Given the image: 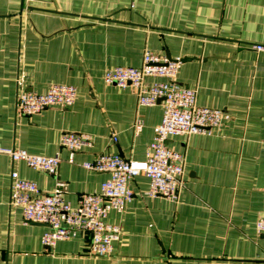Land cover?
<instances>
[{"label":"crops","instance_id":"0c3cea01","mask_svg":"<svg viewBox=\"0 0 264 264\" xmlns=\"http://www.w3.org/2000/svg\"><path fill=\"white\" fill-rule=\"evenodd\" d=\"M255 45H264V0H0V147L63 158L50 175L0 151V264H264V50ZM146 49L181 57L178 81L231 118L211 134L167 140L186 155L178 201L148 195L144 174L131 179L132 201L107 217L121 227L111 254L92 253L87 233L44 245L48 225L10 203L13 171L46 193L62 182L77 206L109 177L84 161L105 152L144 159L164 107L140 105L133 87L104 73L141 66ZM56 83L77 87L71 107L17 114L19 92ZM65 132L93 137L74 162Z\"/></svg>","mask_w":264,"mask_h":264},{"label":"built area","instance_id":"2783aa9c","mask_svg":"<svg viewBox=\"0 0 264 264\" xmlns=\"http://www.w3.org/2000/svg\"><path fill=\"white\" fill-rule=\"evenodd\" d=\"M255 48L264 50V45H255ZM181 63V57L170 58L146 49L141 66H116L105 71L107 83L133 87L140 105L151 106L161 102L163 117L144 159H128L119 153L105 152L82 163L87 169L108 173L109 177L102 182L99 191L83 194L77 206L65 199L62 182L54 191L46 193L35 181L21 177L17 170L13 171L10 203L22 208L26 221L48 225L42 236L44 245L53 248L61 239L87 233L92 253L111 254L115 242L120 239L121 227L108 222L107 217L111 211H123L132 201L134 193L129 183L140 174L150 180L148 195H162L178 201L185 186L186 155L171 149L167 140L171 136L211 134L231 118L223 109L198 103L197 89L184 87L177 79ZM151 77L163 80L150 81ZM76 98L77 87L63 83L51 85L44 93L21 91L16 98V112L25 116L51 107L68 108ZM142 127L140 121H135L133 129L136 133ZM113 140L117 137L114 136ZM92 141L93 137L88 133L65 132L61 146L69 151L68 160L74 162L75 154ZM0 151L8 152L13 161H25L30 167L50 175L58 174L63 161L59 153L41 155L24 148L1 147ZM256 229L264 233V216L257 220Z\"/></svg>","mask_w":264,"mask_h":264}]
</instances>
